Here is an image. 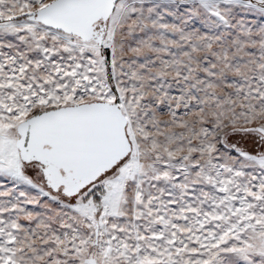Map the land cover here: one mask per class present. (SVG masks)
I'll use <instances>...</instances> for the list:
<instances>
[{
    "label": "snow or ice",
    "instance_id": "6c2138e0",
    "mask_svg": "<svg viewBox=\"0 0 264 264\" xmlns=\"http://www.w3.org/2000/svg\"><path fill=\"white\" fill-rule=\"evenodd\" d=\"M0 264H264V0H0Z\"/></svg>",
    "mask_w": 264,
    "mask_h": 264
}]
</instances>
